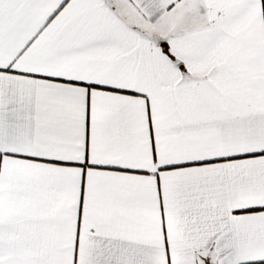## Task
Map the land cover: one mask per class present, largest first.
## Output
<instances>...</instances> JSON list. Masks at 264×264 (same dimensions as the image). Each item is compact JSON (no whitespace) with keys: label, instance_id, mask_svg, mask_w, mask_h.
Segmentation results:
<instances>
[{"label":"snow or ice","instance_id":"6c2138e0","mask_svg":"<svg viewBox=\"0 0 264 264\" xmlns=\"http://www.w3.org/2000/svg\"><path fill=\"white\" fill-rule=\"evenodd\" d=\"M0 264H264V0H0Z\"/></svg>","mask_w":264,"mask_h":264}]
</instances>
